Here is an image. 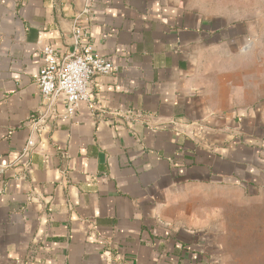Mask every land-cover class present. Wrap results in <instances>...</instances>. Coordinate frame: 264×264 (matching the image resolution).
Masks as SVG:
<instances>
[{
    "label": "crops",
    "instance_id": "crops-1",
    "mask_svg": "<svg viewBox=\"0 0 264 264\" xmlns=\"http://www.w3.org/2000/svg\"><path fill=\"white\" fill-rule=\"evenodd\" d=\"M86 9L117 71L19 161L41 49ZM0 164V264H230L217 192H264V0H0Z\"/></svg>",
    "mask_w": 264,
    "mask_h": 264
},
{
    "label": "built area",
    "instance_id": "built-area-1",
    "mask_svg": "<svg viewBox=\"0 0 264 264\" xmlns=\"http://www.w3.org/2000/svg\"><path fill=\"white\" fill-rule=\"evenodd\" d=\"M89 14L90 10L86 9L74 20L70 52L61 55L48 45L41 49L42 66L37 86L48 109L40 119L31 123V134L22 148L19 161L33 154L36 146L34 136L42 123L56 112L59 104H64L69 118L76 117L83 103L90 111H95L97 106L89 95V87L97 76H109L117 71L114 63L101 56L89 40V32L82 24V19ZM250 45L251 40L248 39L241 50L248 51ZM125 117L134 118L131 113H126ZM9 168L10 165L0 164V175Z\"/></svg>",
    "mask_w": 264,
    "mask_h": 264
},
{
    "label": "rangeland",
    "instance_id": "rangeland-1",
    "mask_svg": "<svg viewBox=\"0 0 264 264\" xmlns=\"http://www.w3.org/2000/svg\"><path fill=\"white\" fill-rule=\"evenodd\" d=\"M215 231L230 264H264V192H217Z\"/></svg>",
    "mask_w": 264,
    "mask_h": 264
}]
</instances>
